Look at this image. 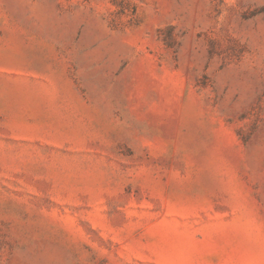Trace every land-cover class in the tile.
I'll return each mask as SVG.
<instances>
[{
  "label": "rangeland",
  "instance_id": "374dc122",
  "mask_svg": "<svg viewBox=\"0 0 264 264\" xmlns=\"http://www.w3.org/2000/svg\"><path fill=\"white\" fill-rule=\"evenodd\" d=\"M0 264H264V0H0Z\"/></svg>",
  "mask_w": 264,
  "mask_h": 264
}]
</instances>
